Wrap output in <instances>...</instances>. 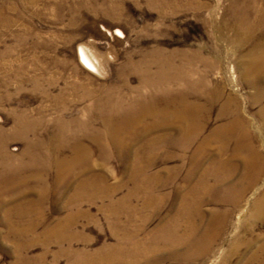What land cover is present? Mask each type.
<instances>
[{"label": "rangeland", "instance_id": "obj_1", "mask_svg": "<svg viewBox=\"0 0 264 264\" xmlns=\"http://www.w3.org/2000/svg\"><path fill=\"white\" fill-rule=\"evenodd\" d=\"M0 264H264V0H0Z\"/></svg>", "mask_w": 264, "mask_h": 264}, {"label": "bare ground", "instance_id": "obj_2", "mask_svg": "<svg viewBox=\"0 0 264 264\" xmlns=\"http://www.w3.org/2000/svg\"><path fill=\"white\" fill-rule=\"evenodd\" d=\"M122 32H120L119 30H117V35L120 36V37H124L123 34H121ZM80 57H81V60H82V63L88 68L90 69L91 71H95L97 72L98 74H102V72L98 69L95 61L91 58V56L89 55V53L87 52V50L83 47V46H80ZM194 67V66H193ZM195 69V68H194ZM196 70V69H195ZM177 71V70H176ZM168 72V71H167ZM166 72V73H167ZM163 73V72H162ZM165 73V72H164ZM168 74V73H167ZM174 74V73H173ZM160 77V76H159ZM163 77V76H162ZM169 77V76H168ZM162 79V78H161ZM165 79V78H164ZM162 79V80H164ZM121 141V140H120ZM119 143V142H118ZM65 170V169H64ZM63 174V173H62Z\"/></svg>", "mask_w": 264, "mask_h": 264}]
</instances>
